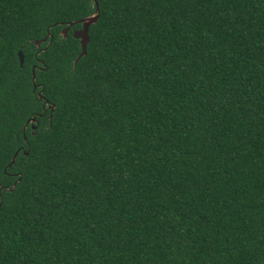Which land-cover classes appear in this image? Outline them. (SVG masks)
I'll return each mask as SVG.
<instances>
[{
    "label": "trees",
    "instance_id": "16d2710c",
    "mask_svg": "<svg viewBox=\"0 0 264 264\" xmlns=\"http://www.w3.org/2000/svg\"><path fill=\"white\" fill-rule=\"evenodd\" d=\"M0 264H264V0H0Z\"/></svg>",
    "mask_w": 264,
    "mask_h": 264
},
{
    "label": "water",
    "instance_id": "95a60500",
    "mask_svg": "<svg viewBox=\"0 0 264 264\" xmlns=\"http://www.w3.org/2000/svg\"><path fill=\"white\" fill-rule=\"evenodd\" d=\"M95 2V1H94ZM96 5H95V10H96ZM97 17V14L96 13H93L89 16H86L82 19H80V25L81 27L79 29H74L72 30L71 32V35L75 38H77L79 41V48H80V51L78 52V54L76 55V58L75 60H77L81 55H83L85 53V45L88 41V36H87V28H88V25L92 22L95 21ZM72 24V22H69L62 30H61V33L64 35L68 29V27ZM45 38H43L42 40H44ZM35 44H38V42H36ZM17 57H18V62H19V65L21 64L22 62V54L20 51H17ZM74 60V61H75ZM38 95L40 96V94L38 93ZM52 108V106H51ZM34 120V117H30L28 119V121H33ZM31 127H34L33 125ZM12 160V158H11ZM10 160V161H11Z\"/></svg>",
    "mask_w": 264,
    "mask_h": 264
}]
</instances>
